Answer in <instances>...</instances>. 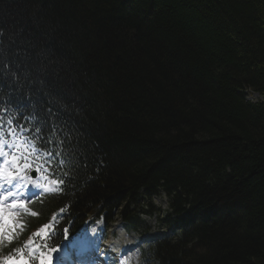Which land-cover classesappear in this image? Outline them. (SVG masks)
<instances>
[{"label":"trees","instance_id":"1","mask_svg":"<svg viewBox=\"0 0 264 264\" xmlns=\"http://www.w3.org/2000/svg\"><path fill=\"white\" fill-rule=\"evenodd\" d=\"M248 90L264 98V0H0V124L55 172L26 234L54 214L58 240L117 213L135 228L164 192L183 231L159 264H264V100Z\"/></svg>","mask_w":264,"mask_h":264},{"label":"snow or ice","instance_id":"2","mask_svg":"<svg viewBox=\"0 0 264 264\" xmlns=\"http://www.w3.org/2000/svg\"><path fill=\"white\" fill-rule=\"evenodd\" d=\"M13 163L16 162V158L13 157ZM25 169H27L29 166L25 165ZM32 171L35 173V177H39V179H36L35 177L32 179V186L37 189H42L43 191L47 192L49 189L46 186L47 178L44 176H41L40 173L42 169L40 167H35L32 169ZM7 181V185L11 186V188H8V190L3 194L2 199L5 201H8L11 198V204L8 205L12 208L17 207H24V203L20 200H17L16 197L23 193L24 185L19 183L18 177H14L11 172H5L2 177H0ZM25 179H27L25 177ZM14 180L16 181L14 183ZM40 181H45V183H41ZM16 189V191H12V189ZM6 205L0 204V236L4 237L9 242L12 239V233L15 229V223H14V216L12 213L5 211ZM44 229L41 230L43 232ZM68 229H64V234L67 235ZM41 233H37L39 236ZM17 251L20 253V258L17 259L16 257H8L4 260L3 264H29L28 260L23 258V252L20 249H17ZM51 251H55V249H50ZM40 264H52V255L48 254L45 258V254L41 253V260Z\"/></svg>","mask_w":264,"mask_h":264},{"label":"rangeland","instance_id":"3","mask_svg":"<svg viewBox=\"0 0 264 264\" xmlns=\"http://www.w3.org/2000/svg\"><path fill=\"white\" fill-rule=\"evenodd\" d=\"M246 96H247V99L249 101L254 102V103L264 100V98L261 95L255 93L251 90H248L246 92ZM41 192H42V190H41ZM146 205L147 204H144V205L142 204L141 205L142 207L139 211L141 213V218L145 221L147 227H149L151 229L152 234L158 235L160 233L162 234V232H168L167 229L165 228L166 223L162 222V218L169 211V199L166 196L156 197L154 199V201L152 202L153 209L156 211V213H154V214H150L147 212L148 210L149 211H151V210ZM23 208L21 210H23ZM18 214L13 215L14 218H17ZM19 218H18V220H19ZM14 223L16 226L18 225L17 221H15ZM19 229H20V222H19ZM105 230L108 231V234H111L112 232H115V230H117L120 232L119 236H124V234H122L121 224L118 220H117V223L111 224L109 227H106ZM17 235H19V233H17ZM132 235L133 234H127L126 235V239H128L130 241V244L127 245V248L124 250V253H123V255L126 259L125 263H127V264H136L135 261L131 262V260L133 259L134 256H135V258L139 259L140 250L143 249V246L139 247L140 236L138 235V239L134 240ZM1 241H2V236H0V242ZM5 241H6V239L4 238L2 243H4ZM125 243H126V241H125ZM129 249H131V250H129Z\"/></svg>","mask_w":264,"mask_h":264}]
</instances>
